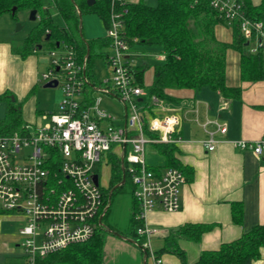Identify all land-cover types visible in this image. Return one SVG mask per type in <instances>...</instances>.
<instances>
[{
	"label": "built area",
	"instance_id": "2783aa9c",
	"mask_svg": "<svg viewBox=\"0 0 264 264\" xmlns=\"http://www.w3.org/2000/svg\"><path fill=\"white\" fill-rule=\"evenodd\" d=\"M118 1L129 0H112L107 33L111 39L112 53L107 57L112 77L105 82L113 86L125 104L126 122L116 124L115 118L100 108L101 97L83 106L85 90L93 85L87 73V56L79 60L73 49L52 50L51 68L42 78L46 82L56 79L62 85L58 109L45 114L47 123L37 127L26 124L22 130L0 134V205L26 216L20 227L23 256L16 264H37L38 257L94 236L98 219L109 205L105 189L94 176L99 175L97 166L111 155L122 161L124 177L128 174L134 187L132 196L139 210L135 229L140 244L157 264L162 262L151 245V237L158 229L150 225L148 217L157 208L166 212L179 210L186 175L174 166L151 165L148 147L179 142L180 138L174 137L179 119L174 114L147 119L143 108H139V97L145 91L129 61L132 47L121 34L122 17L128 8L117 9ZM209 1L228 23L240 21L250 52L264 50V20L248 18L241 0ZM104 90L110 91L108 87ZM219 129L223 132L226 128L220 125ZM218 141L211 135L204 142L213 150ZM263 143L233 140L234 146L251 148L256 153L262 151Z\"/></svg>",
	"mask_w": 264,
	"mask_h": 264
},
{
	"label": "crops",
	"instance_id": "0c3cea01",
	"mask_svg": "<svg viewBox=\"0 0 264 264\" xmlns=\"http://www.w3.org/2000/svg\"><path fill=\"white\" fill-rule=\"evenodd\" d=\"M253 1L259 3L261 0ZM8 15L9 13L0 14V122L6 115L8 101L2 96L9 92L8 98L22 105L24 123L37 127L44 123L45 114L58 108L54 109L49 101L41 99L42 69L38 51L24 54L20 52V47L14 45V40L18 37L10 26L11 19ZM215 34L221 41L233 40V30L225 24H217ZM158 49L161 52L156 56V63L164 60L162 48ZM154 64H151L152 72ZM153 76H145V84L151 83ZM105 81L98 83L95 79L91 80L93 85L87 87L93 89L92 97L95 98L94 91L100 89L107 95L121 100L115 94L113 86ZM226 83L229 87H239V94L224 96L219 90L203 86L196 89L170 88L168 93L172 97L166 99H158L155 96L150 98L144 88L146 93L139 97V101H143L145 95H148L142 107L147 119L150 116L162 117L168 114H174L179 119L174 137H179L180 141L173 145L176 148L175 158L186 175V182L180 189L181 206L175 212L157 208L148 217L150 225L158 229L151 240L153 238L160 244L156 248L152 242L151 245L153 250L161 255L160 264H180V258L176 254L160 251L172 242L171 236L177 234L178 229L185 224L202 223L210 226L199 240H193L186 235H178L175 239L185 250L187 261L195 262L204 250L217 249L223 242L235 240L253 226L264 223V143L260 153L233 144V140L239 139L264 141V79H243L241 53L229 48L226 53ZM106 87L110 91L104 90ZM126 117L125 107L124 118L115 123L123 125ZM220 125L225 126V131L219 129ZM211 135L219 140L213 150H209L204 142ZM116 150H120V147H116ZM148 162L161 168L167 166L166 157L160 152L158 145L148 147ZM104 165L109 166L111 177L109 160L99 164L97 171L100 185L107 189L110 177L107 183L102 184L100 181ZM233 202H241L243 205L241 223L233 219ZM126 212L129 220L132 207ZM1 213L18 218L21 226L26 222V216L21 211L5 210L0 205ZM110 215V228L106 233L109 239H119L124 245L122 248L127 245L134 246L135 264H157L150 255L145 256L136 229L134 233L137 237L129 238L130 228L127 232L126 227L128 221L125 223L120 217ZM20 236L21 233L14 240L17 247L22 248ZM12 255L6 257L9 261L5 260L0 264H16L22 258L23 252ZM251 264H264V247L261 249V257Z\"/></svg>",
	"mask_w": 264,
	"mask_h": 264
},
{
	"label": "trees",
	"instance_id": "16d2710c",
	"mask_svg": "<svg viewBox=\"0 0 264 264\" xmlns=\"http://www.w3.org/2000/svg\"><path fill=\"white\" fill-rule=\"evenodd\" d=\"M244 14L252 20H264V0L255 3L253 0H241ZM59 10L65 25H57L51 16L44 0H0V14L12 13L14 7L18 9H36L40 16L37 29L25 38L20 52L24 54L38 51L42 40L47 35L52 44L59 50L73 49L79 60L87 56V73L94 80L93 55L95 49H103L111 45L108 35L85 40L80 29L81 16L85 12L97 13L108 28L111 23L112 0H53ZM127 7L128 12L122 17L121 34L124 40L133 47L136 43L157 45L165 55L163 61L154 64L153 80L145 84L144 65H136L137 82L146 88L149 97L166 99L172 97L168 93L170 88H200L209 86L219 90L224 96H236L239 87H229L226 83V53L234 48L241 53V75L243 79H264V50L256 53L249 51L239 20L228 23L220 17L210 5L209 0H137L118 1L116 8ZM15 15V14H14ZM232 24L233 40L224 42L215 34L217 24ZM93 89L87 87V99L82 103L90 106L94 97ZM9 92L2 98L7 101L5 117L0 122V134H10L22 130L25 123L22 117V105L8 98ZM160 152L166 157V165L181 169L175 158L173 144H158ZM111 177L109 187L104 190L106 203L109 205L103 216L98 219V226L92 238L85 242L71 243L67 247L38 257L37 264H103L105 257V238L108 229V215L115 194L132 192L128 174L125 183L122 161L115 155L109 159ZM128 185V186H127ZM110 201V202H109ZM138 203L133 199L130 218L131 232L138 223ZM233 219L237 223L243 221V205L241 202L232 203ZM210 226L202 223L185 224L177 234L172 235V242L160 252H172L180 258V264H251L261 257L264 247V223L253 226L242 233L235 240L223 242L217 249L204 250L195 262H188L185 250L176 242L178 235H186L193 240H199ZM160 255L159 252H157Z\"/></svg>",
	"mask_w": 264,
	"mask_h": 264
},
{
	"label": "rangeland",
	"instance_id": "374dc122",
	"mask_svg": "<svg viewBox=\"0 0 264 264\" xmlns=\"http://www.w3.org/2000/svg\"><path fill=\"white\" fill-rule=\"evenodd\" d=\"M46 5L49 8L53 21L60 26L65 25L64 19L62 18L59 10L55 7L53 0H44ZM129 1H137V0H129ZM260 1V0H255ZM151 3H155V0H151ZM30 9H18L13 13H9L10 26L14 30V34L18 37L14 40V45L17 47L23 46L25 38L32 32L33 29H37L39 25L40 16L38 15L37 19L30 18ZM15 14V15H14ZM9 19V20H10ZM82 21V36L85 40L93 39L100 36H105L108 33V28L104 24L102 18L93 12H85L81 16ZM228 28H233L232 24H225ZM233 30V29H232ZM160 46L157 45H146L141 43H136L130 52L129 61L132 65H144L147 66L145 71V76L152 75L151 64L157 62L156 56L158 53L161 52ZM55 50L59 52V48H56L51 40H42V48H39L37 55L40 59V67H41V79H40V87L42 96L41 99H46L45 101H49L50 104L57 109L59 103L62 99V85H57L55 87H44L46 80L42 78V74L48 71L51 68L52 62V55L51 51ZM95 55H93V67L92 71L94 73L95 81L98 83H102L107 79L112 77V66L108 62L107 55L112 53V49L109 47H104L103 49L96 48ZM101 88V87H100ZM145 91V89H144ZM146 93V92H145ZM94 95L96 98L101 97V102L99 104L100 108H103L107 114H110L116 120L122 121L125 115V104L115 98L107 95L100 89L94 91ZM148 95H145V100L139 101L138 106L139 108L144 107L146 99ZM49 119V118H48ZM48 119H44V123H47ZM108 121L103 122V125H107ZM110 177V168L109 166L104 165L101 170V183H107ZM128 186V185H127ZM102 189L105 188L101 185ZM132 192H120L115 194L112 204H111V211L109 213L112 215H116V217H120L125 223L127 222V232H129L130 225V216L129 220L127 217V209L132 207ZM108 215V219L110 218ZM111 216V215H110ZM21 227V222L18 218L12 217L10 214L1 213L0 214V263H4L7 256H13L14 254H21L23 252L22 248L17 247L15 242L16 238L19 237V231ZM128 237H132L135 239L137 236L134 232L128 233ZM105 244V257L103 264H135L134 263V256L133 251L135 250L134 246L127 245L126 248H122L119 239H109ZM13 240H10L12 239ZM24 237L20 236L19 241H23ZM153 247L156 248L160 243L153 239L151 240ZM8 249V251H7ZM13 259V258H12ZM9 261V260H8Z\"/></svg>",
	"mask_w": 264,
	"mask_h": 264
},
{
	"label": "water",
	"instance_id": "95a60500",
	"mask_svg": "<svg viewBox=\"0 0 264 264\" xmlns=\"http://www.w3.org/2000/svg\"><path fill=\"white\" fill-rule=\"evenodd\" d=\"M94 0H89V3L92 4ZM16 10V7L13 8L12 12L14 13ZM38 15H37V10L36 9H32L31 12H30V18L31 19H37ZM80 29H82V21L80 20ZM49 38V35H47L46 39ZM39 48H42V45H40ZM58 85V80L54 79V80H51V81H48L44 84V87H55ZM94 180L96 183H99V176L98 174H96L94 176ZM125 183V177L123 178L121 184H124ZM119 236H123L121 233L119 232H116ZM144 253H145V256L147 255V252L146 250H144ZM145 264V262H144Z\"/></svg>",
	"mask_w": 264,
	"mask_h": 264
}]
</instances>
